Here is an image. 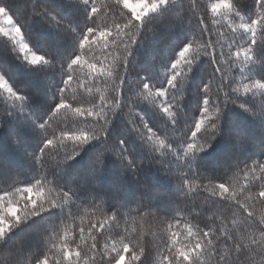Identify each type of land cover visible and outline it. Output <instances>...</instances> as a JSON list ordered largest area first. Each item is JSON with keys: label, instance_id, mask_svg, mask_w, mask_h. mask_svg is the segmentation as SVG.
Wrapping results in <instances>:
<instances>
[{"label": "trees", "instance_id": "obj_1", "mask_svg": "<svg viewBox=\"0 0 264 264\" xmlns=\"http://www.w3.org/2000/svg\"><path fill=\"white\" fill-rule=\"evenodd\" d=\"M95 2L96 7L105 13L100 20L107 18L110 25L118 22L119 15L108 13L105 7L113 0ZM199 2L210 5L215 0ZM230 2L235 6L234 11H239L245 20L256 10L254 0ZM0 6H4L21 25L22 36L31 51L50 59V63L46 65L32 66L23 60L14 43L0 34V73L13 91L25 97L23 100L9 99L0 89V194L42 180L51 182L57 188L74 190L75 202L82 205L73 209L75 225L71 220L66 225H61L73 205L46 208L37 215L22 218L18 224L14 223L11 232L0 241V264H31L45 247L47 250L50 238L56 240V231L71 230L77 225L86 229L85 240H77L79 245L86 248L85 241L90 242L88 225L102 220V212L113 210L121 203L135 208L137 204L144 202L158 215L167 218L160 222L149 217L122 216L111 225L110 230L105 231L100 243L102 245L105 240L111 243L116 238V233L128 235L136 243L133 234H138L140 245L150 249L146 264H160V249L168 239L169 222L176 232H183L185 222L201 226L205 222L204 215H187L185 221L180 223L172 219L173 215L180 216V213H176L179 199L177 181L163 170L161 164L146 162L141 165V172L134 176L130 170L125 169L119 158L106 153L103 163L94 165L97 155L104 150L100 140L83 145L77 155L65 159L62 164L57 160L58 145L51 148L46 158L41 155L47 137L50 138L55 133L59 138V129L64 123L84 130L93 127L91 121L81 119L94 120L95 117L77 118L71 110L65 112L63 109L53 113L59 98L58 89L63 78L67 79L63 74L70 71L66 66L76 54L80 36L88 24L87 6L82 0H0ZM115 12L119 13V8ZM217 19L221 23H227L220 17ZM239 22L237 17L235 23ZM198 27L199 22L196 14L190 10L189 0H168L145 18L137 34L136 43L128 58L127 86H124L125 93L130 89L136 95V100L131 109L125 108L123 112L118 110L113 115L106 133L107 139L113 143L123 140L130 159L134 161L144 158L146 148L143 140L132 131L129 122L138 118L154 130H159L163 134L159 139L165 140L170 136L180 139L195 130L194 124L201 114L203 89L212 71V64L207 56L202 55L192 65L187 78L170 90L168 98H155L153 89V98L145 99L137 95L135 85L142 82L153 88H167L172 63L180 49L192 40ZM215 31L213 29L211 36L205 33L204 40L214 39ZM237 39L243 46L250 37L247 33H240ZM258 43L259 63L247 64L240 74L247 79L264 78V34L258 37ZM83 59L89 63L99 61L97 66L104 69V75L95 78L96 74L88 71V63L74 66L76 70L72 74L79 77V82L75 79L71 81L70 86H66L68 91L65 94L66 99L72 101L75 93L76 103L73 107L90 108L93 103L99 106L101 96L109 103L113 97L119 98V81H116L117 91H113V76L108 73L122 59L120 52L114 46L110 51L105 50L101 42L93 45ZM234 96L236 102H226L219 116L221 134L195 156L196 168L204 175L223 177L231 171L234 163L243 167V164L264 156V91L257 92L255 96L242 92ZM169 98L178 100L180 105L174 126L163 111V104ZM66 117L72 118L66 121ZM48 121L46 133L41 124ZM237 134L243 139L237 141ZM154 139L158 147L159 139ZM65 144L67 148L59 149L62 154L71 150V142L65 140ZM170 158V155L162 157L165 161L169 159L168 166L171 168L178 161ZM71 174L77 177L71 178ZM198 183V180L193 181V192L190 193L197 209L203 207L204 198L208 195L196 190ZM245 183L243 173L239 172L232 180L237 192ZM44 187L46 196L57 195V192L51 190V185L45 184ZM100 199L103 202H99L97 207L89 205ZM215 207V202H212L205 206L204 211L210 213ZM253 211L257 219L264 217V204L255 203ZM223 215L231 219L229 212L225 211ZM236 223L238 225L240 220L237 219ZM96 231L100 229L97 227ZM32 237H36V242L32 241ZM206 264H215V257H209Z\"/></svg>", "mask_w": 264, "mask_h": 264}, {"label": "snow or ice", "instance_id": "obj_2", "mask_svg": "<svg viewBox=\"0 0 264 264\" xmlns=\"http://www.w3.org/2000/svg\"><path fill=\"white\" fill-rule=\"evenodd\" d=\"M82 2L88 9V24L82 31L76 54L66 66V69L70 71H65L63 74V77L66 76L67 79L63 78L62 85L58 89L59 98L53 113L63 109L65 112L71 110L73 116L77 118L95 117L94 120L81 119L91 121L93 127L84 130L73 128L70 123H64V126L59 129V138L55 133H52L50 138L47 137L41 155L46 158L51 148L58 145L57 160L62 164L65 159H71L77 155L83 145L93 140H100L104 150L97 155L94 165L102 164L106 153H112L119 158L125 169L130 170L134 176L141 172V165L146 162L161 164L163 170L170 173L177 181L179 199L176 213H180V216L173 215L172 219L180 223L185 221L187 215L196 217L204 215L205 222L202 226L185 222L183 232L173 231L172 224L169 222L168 239L160 249V264H206L209 257H215V264H264V217L257 219L253 211L255 203L264 204V156L243 164V167L234 163L231 171L223 177L204 175L195 165V156L210 146L216 136L221 134L219 116L223 112L224 104L235 103L234 94L242 92L255 96L257 92L264 91V78L247 79L240 75L247 64L259 63L258 37L264 34V0H254L256 10L248 15L247 20L239 11H234L235 6L230 0H215L210 5L202 4L199 0H189L190 10L196 14L199 27L192 40L180 49L172 63L168 87L153 88L141 82L137 83L135 88L138 89L137 95L145 99L153 98V89H155V98H168L170 90L175 88L178 82L187 78L192 65L202 55L207 56L212 64V71L203 89L201 114L194 124L195 130H191L190 135H183L180 139L171 136L167 140L159 139V136L163 134L147 123H142L138 118L129 122L132 131L143 140L146 148L144 158L140 161L130 159L123 140L113 143L107 139L106 133L113 115L118 110L123 112L125 108L131 109L135 103L136 95H133L130 89L127 90V94L124 91V86H127L128 58L145 18L166 4L167 0H113L112 3L105 5L108 13L119 15L118 22L111 25L107 22V18L100 20L105 13L96 7L95 0H82ZM116 8H119V13L115 12ZM217 17L227 23H221ZM237 17L240 20L239 24L235 23ZM4 23L8 25V28L0 27V33L19 45V52L25 53L23 60L32 66L50 63L48 57L34 52L29 58L28 44H25L21 38V25L13 19L4 6H0V25ZM213 29H216L215 38L204 40L205 33L213 35ZM240 33H247L250 37L243 46L237 39ZM101 42L105 50L110 51L114 46L122 56V59L118 60L108 73L113 76L111 85L113 91H117L116 81H119L120 96L113 97L111 103L101 96L99 106L93 103L90 108L73 107L76 103L75 93H73L72 101L67 100L65 94L68 91L66 86H70L71 81L75 79L79 82V77H74L72 74L76 70L74 66L88 63V71L96 74L95 78L104 75V69L97 66L99 61L89 63L83 59L93 45ZM0 82H4L10 96L17 100L25 99L22 94L18 95L16 91L8 87L3 77H0ZM179 108L178 100L169 98L168 102L163 104V111L171 119L173 126L176 124L175 117ZM71 118L66 117V121H70ZM48 123L49 121L41 124V128L46 129V133ZM198 134H200L199 139ZM154 137L159 139L158 147ZM235 138L237 141L243 139L239 134ZM65 140L71 142V150L62 154L59 149L68 147ZM169 155L178 161V164L171 168L168 166L169 159L167 161L162 159ZM238 172L243 173L246 181L239 192L232 184ZM257 172L261 174L256 175ZM194 180L199 181L196 190L208 194L204 198L203 207L199 209L190 196L193 192ZM45 184L51 185V190L57 192V195L46 196ZM209 185H212L211 189ZM75 195L74 190L57 188L51 182L42 180L17 187L12 191L2 192L0 194V241H3L11 232L14 223L18 224L22 218L37 215L46 208L73 205L61 225H66L70 220L75 225L73 209L82 206L75 202ZM99 202H103V199L89 205L97 207ZM212 202H215L216 207L210 213L205 212V206ZM225 211L231 214V219L223 215ZM125 215L149 217L160 222L167 218L151 210L146 202L137 204L135 208L121 203L113 210L102 212L103 219L97 224L88 225L90 242L85 241L86 248L77 243V240H85V227L77 225L71 230L56 231V240L53 241L50 238L47 250L45 247L39 257L31 261V264H146L150 249L140 245L138 234H133L136 237V243H133L128 235L121 236L120 233H116V238L112 239L111 243L107 240L102 245L100 243L105 231L110 230L111 225ZM237 219L240 220L238 225ZM97 227L100 231H96Z\"/></svg>", "mask_w": 264, "mask_h": 264}, {"label": "rangeland", "instance_id": "obj_3", "mask_svg": "<svg viewBox=\"0 0 264 264\" xmlns=\"http://www.w3.org/2000/svg\"><path fill=\"white\" fill-rule=\"evenodd\" d=\"M168 1V0H167ZM159 9V8H158ZM157 9V10H158ZM156 10V11H157ZM151 14V13H150ZM0 27H4L5 29H7L8 28V25L6 24V23H4L3 25H0ZM2 36H4V37H6L7 39H9L7 36H5V35H3V33H0ZM21 38L23 39V42L25 43V41H24V38H23V36L21 35ZM11 42H13L11 39H9ZM14 43V45L16 46V48H17V50H18V52H19V45L17 44V43H15V42H13ZM26 44V43H25ZM29 47V46H28ZM56 51H58V49L56 50ZM20 54H21V56H22V58H23V56L25 55V53H23V52H19ZM31 54H32V51H31V49L29 48V52H28V55H29V58L31 57ZM27 62V61H26ZM0 77H3V75L0 73ZM4 78V77H3ZM4 81H5V83L8 85V87H10L9 86V84L7 83V81H6V79L4 78ZM0 89L3 91V93L5 94V96L7 97V98H9V99H14L15 97H13V96H10V94L8 93V91H7V88L4 86V82H0ZM70 176H72L71 178H76L77 177V175H74V174H71ZM84 188H85V186H84ZM96 188V187H95ZM36 237H32V241L33 242H36Z\"/></svg>", "mask_w": 264, "mask_h": 264}]
</instances>
